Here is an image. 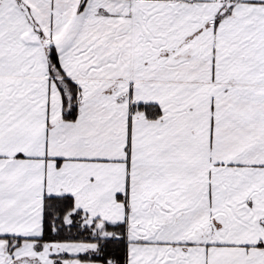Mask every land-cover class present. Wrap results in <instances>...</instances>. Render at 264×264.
I'll return each mask as SVG.
<instances>
[{
    "label": "snow or ice",
    "instance_id": "6c2138e0",
    "mask_svg": "<svg viewBox=\"0 0 264 264\" xmlns=\"http://www.w3.org/2000/svg\"><path fill=\"white\" fill-rule=\"evenodd\" d=\"M0 264H264V0H0Z\"/></svg>",
    "mask_w": 264,
    "mask_h": 264
}]
</instances>
